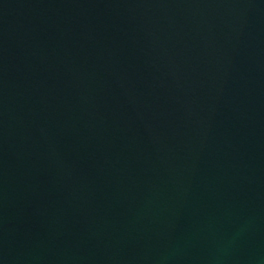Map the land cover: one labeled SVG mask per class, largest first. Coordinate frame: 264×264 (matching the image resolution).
<instances>
[{
	"label": "water",
	"instance_id": "95a60500",
	"mask_svg": "<svg viewBox=\"0 0 264 264\" xmlns=\"http://www.w3.org/2000/svg\"><path fill=\"white\" fill-rule=\"evenodd\" d=\"M0 264H264V0H0Z\"/></svg>",
	"mask_w": 264,
	"mask_h": 264
}]
</instances>
